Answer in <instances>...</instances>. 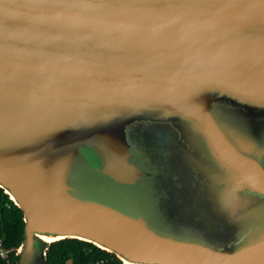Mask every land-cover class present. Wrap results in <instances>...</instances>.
<instances>
[{
  "label": "water",
  "instance_id": "water-1",
  "mask_svg": "<svg viewBox=\"0 0 264 264\" xmlns=\"http://www.w3.org/2000/svg\"><path fill=\"white\" fill-rule=\"evenodd\" d=\"M0 188L17 264H44L35 232L128 264H264V0H0ZM200 203L235 246L177 241Z\"/></svg>",
  "mask_w": 264,
  "mask_h": 264
},
{
  "label": "trees",
  "instance_id": "trees-1",
  "mask_svg": "<svg viewBox=\"0 0 264 264\" xmlns=\"http://www.w3.org/2000/svg\"><path fill=\"white\" fill-rule=\"evenodd\" d=\"M22 236V212L0 188V240L7 252L6 259H0V264H17L16 248ZM43 244L44 264H124L114 254L76 238H62Z\"/></svg>",
  "mask_w": 264,
  "mask_h": 264
},
{
  "label": "rangeland",
  "instance_id": "rangeland-1",
  "mask_svg": "<svg viewBox=\"0 0 264 264\" xmlns=\"http://www.w3.org/2000/svg\"><path fill=\"white\" fill-rule=\"evenodd\" d=\"M250 96H253V95H250V94L245 95L244 98H242V100H239L240 102L243 103V107H244V104H252V101L250 100ZM262 121L263 120H258L257 125L260 126ZM220 130L228 131L227 128H224V129L220 128ZM189 147H190L189 145H186L183 143H170L166 146V149H167V153L170 154V156L181 157V156H188L192 153ZM201 149H205V147ZM203 204L204 203H200V205L194 206L195 208H192V209L183 208L179 211V215L181 216L183 223L189 226L191 229L190 230L186 229L185 234H182V238L177 239V241H181L184 243H188V241H190L191 243L200 244L203 246L206 245L209 247L235 246L236 243L228 245L225 241H223L227 236H229L228 228L225 227L229 225V222L223 223L222 227L220 228V231H214V230H209V229L205 231L206 221L214 220V219H209L208 217L213 216L215 212L212 210H205L203 208ZM247 212L248 213L252 212V208L248 210ZM260 213H263V210ZM205 216L208 218L207 220ZM211 231H214L212 233L213 236L209 237L207 234H210L209 232Z\"/></svg>",
  "mask_w": 264,
  "mask_h": 264
},
{
  "label": "bare ground",
  "instance_id": "bare-ground-1",
  "mask_svg": "<svg viewBox=\"0 0 264 264\" xmlns=\"http://www.w3.org/2000/svg\"><path fill=\"white\" fill-rule=\"evenodd\" d=\"M9 193V192H8ZM10 197H12V194L9 193ZM35 235H37L39 238L43 239L44 241L48 242V241H51V240H55V239H58V238H61L63 237L64 235H60V234H54V235H49V234H43L41 232H35L34 233ZM77 238L79 239H84V240H89L87 238H84L82 236H76ZM90 242H93L94 244L102 247V248H105L103 245L99 244L98 242L96 241H93V240H90ZM122 261L125 263V264H128L129 261L126 260V259H122Z\"/></svg>",
  "mask_w": 264,
  "mask_h": 264
},
{
  "label": "built area",
  "instance_id": "built-area-1",
  "mask_svg": "<svg viewBox=\"0 0 264 264\" xmlns=\"http://www.w3.org/2000/svg\"><path fill=\"white\" fill-rule=\"evenodd\" d=\"M6 250L2 247V243L0 240V259H6Z\"/></svg>",
  "mask_w": 264,
  "mask_h": 264
}]
</instances>
